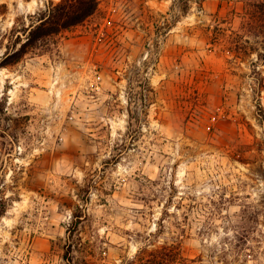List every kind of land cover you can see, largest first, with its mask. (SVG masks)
Masks as SVG:
<instances>
[{"label":"rangeland","instance_id":"1","mask_svg":"<svg viewBox=\"0 0 264 264\" xmlns=\"http://www.w3.org/2000/svg\"><path fill=\"white\" fill-rule=\"evenodd\" d=\"M2 211L0 264H264V0H100L0 68Z\"/></svg>","mask_w":264,"mask_h":264},{"label":"trees","instance_id":"2","mask_svg":"<svg viewBox=\"0 0 264 264\" xmlns=\"http://www.w3.org/2000/svg\"><path fill=\"white\" fill-rule=\"evenodd\" d=\"M99 5L100 0H49L45 8L32 16L36 20L24 30L25 38L19 35L17 42L8 46V50L0 59V68L17 65L29 53L49 46L54 37L93 16ZM3 214L4 211L0 213ZM174 249L176 248L168 245L154 251L145 248L139 253L137 260L139 264H173L177 262Z\"/></svg>","mask_w":264,"mask_h":264}]
</instances>
